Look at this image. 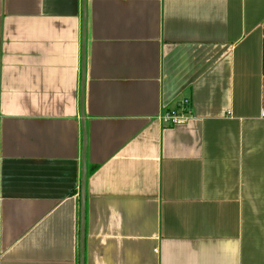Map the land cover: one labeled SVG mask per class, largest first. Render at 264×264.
<instances>
[{"label":"crops","instance_id":"obj_1","mask_svg":"<svg viewBox=\"0 0 264 264\" xmlns=\"http://www.w3.org/2000/svg\"><path fill=\"white\" fill-rule=\"evenodd\" d=\"M83 158L84 264H264V0H0V264H80Z\"/></svg>","mask_w":264,"mask_h":264},{"label":"water","instance_id":"obj_2","mask_svg":"<svg viewBox=\"0 0 264 264\" xmlns=\"http://www.w3.org/2000/svg\"><path fill=\"white\" fill-rule=\"evenodd\" d=\"M84 15V23H85V17L86 12L84 9L83 12ZM83 47V61H82V80H81V113L83 115L84 113V105H83V99H84V74H85V52ZM85 149V144H84ZM86 176H87V167L85 164V158H83V172H82V184H81V227H80V264H84V239H85V229H84V221H85V200H86Z\"/></svg>","mask_w":264,"mask_h":264},{"label":"built area","instance_id":"obj_3","mask_svg":"<svg viewBox=\"0 0 264 264\" xmlns=\"http://www.w3.org/2000/svg\"><path fill=\"white\" fill-rule=\"evenodd\" d=\"M189 101L187 99H180L176 102L173 108H167L161 114V120L167 125L181 124L187 121L189 115Z\"/></svg>","mask_w":264,"mask_h":264}]
</instances>
